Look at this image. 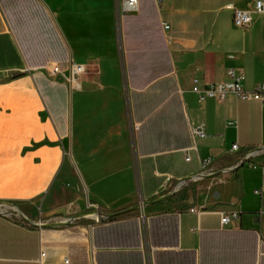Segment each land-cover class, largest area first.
Returning <instances> with one entry per match:
<instances>
[{
	"label": "crops",
	"instance_id": "crops-1",
	"mask_svg": "<svg viewBox=\"0 0 264 264\" xmlns=\"http://www.w3.org/2000/svg\"><path fill=\"white\" fill-rule=\"evenodd\" d=\"M254 1L139 0L124 13L119 0H0V201L37 206L51 193L65 141L92 133L90 80L106 77L112 86L96 100L118 105L124 79L134 126L133 159L124 152L113 167L125 176L122 208L93 212V224L60 225L68 219L55 211L31 223L0 214V264H40L42 252L44 264H264V103L234 94L201 103L193 92L195 80L225 82L229 70L244 74L246 90L264 88V15L239 28L231 8ZM74 62L90 71L82 91L49 74ZM103 155H74L78 174L111 171ZM206 159L227 172L223 194L167 208L163 187L194 178ZM139 192L145 211L125 215ZM232 212L240 218L224 227Z\"/></svg>",
	"mask_w": 264,
	"mask_h": 264
},
{
	"label": "rangeland",
	"instance_id": "rangeland-1",
	"mask_svg": "<svg viewBox=\"0 0 264 264\" xmlns=\"http://www.w3.org/2000/svg\"><path fill=\"white\" fill-rule=\"evenodd\" d=\"M89 72L88 69H85L78 77L80 83L78 89L72 87L71 79L67 82L74 90L82 91L84 79ZM93 75L101 77L100 72L97 71ZM88 86L91 88L88 96L90 108L87 111L85 123L90 125L91 135L85 136L80 142L77 135H71L65 141L64 166L59 174L57 184L51 193L43 198V201H37V206L31 205L30 202L0 201V214L13 217L23 223H31L36 221L42 211L43 218L47 212L55 211V217H59V221L68 219L69 224H81L86 221L93 224L96 221L89 216L93 212L101 216L104 211H116L122 208L118 203H120V197L125 190V176L116 172L113 167L120 161L119 154L128 152L132 159L134 155V126L129 109V94L122 78L120 79L121 93L118 105H112L110 99L96 100L94 94L96 91L112 86L106 77L92 79ZM99 154L106 156L101 161L105 165L111 166V171L99 175L78 174L74 155L81 163H86L94 161L92 156ZM204 175L205 177L199 179L191 178L164 186L162 190L164 194L162 193L161 196L170 197L172 200L171 205L167 208H185L187 203H192V200L197 201L201 197L210 200L217 194H223V188L229 179L227 172L215 173L208 169ZM89 186H97L96 193L91 192L90 194ZM136 202L139 203V207L125 215L145 211L143 204L147 201L140 192L136 197ZM178 205L181 207H177Z\"/></svg>",
	"mask_w": 264,
	"mask_h": 264
},
{
	"label": "built area",
	"instance_id": "built-area-1",
	"mask_svg": "<svg viewBox=\"0 0 264 264\" xmlns=\"http://www.w3.org/2000/svg\"><path fill=\"white\" fill-rule=\"evenodd\" d=\"M120 2V11L124 13H135L139 9V0H119ZM234 11V24L239 28H248L251 26L253 22V15L260 14L264 15V2L260 0H256L249 4L247 9L240 10L234 7H231ZM165 29H169V25H164ZM85 71L84 66L79 65L77 63H73L71 69L68 74H65L61 71L58 67H53L49 74L50 76H61L64 80L68 81L72 77H79ZM228 81L225 82H218L213 84H207L203 88H199L196 84L197 80H195V85L193 87V92L197 95L199 102L203 103L208 100H218L224 101L228 94H234L243 101H260L264 103V88L255 90V91H248L244 88V74L239 73L236 70H229L227 72ZM193 135L195 137H204L205 133L202 128H195L193 130ZM240 147L238 144H235L232 147V152H238ZM257 153L258 150L248 151L244 158L246 161L252 159ZM191 158L187 157V161H190ZM211 160L206 159L202 161V170L200 174L195 176V179H199L205 177V172L209 169L211 165ZM255 167L254 165H252ZM193 213H200L199 210L191 209ZM240 218V214L238 212L232 213H222L221 215V224L226 227L233 224V222L237 221ZM46 257V253H41V258L39 263H43V258ZM68 260L65 261L68 264Z\"/></svg>",
	"mask_w": 264,
	"mask_h": 264
},
{
	"label": "bare ground",
	"instance_id": "bare-ground-1",
	"mask_svg": "<svg viewBox=\"0 0 264 264\" xmlns=\"http://www.w3.org/2000/svg\"><path fill=\"white\" fill-rule=\"evenodd\" d=\"M71 82H72V87H74V88H77L80 86V83H79L78 78L76 76L71 78Z\"/></svg>",
	"mask_w": 264,
	"mask_h": 264
},
{
	"label": "water",
	"instance_id": "water-1",
	"mask_svg": "<svg viewBox=\"0 0 264 264\" xmlns=\"http://www.w3.org/2000/svg\"><path fill=\"white\" fill-rule=\"evenodd\" d=\"M67 224H69V221H68L66 224H64V223H61L60 225H67Z\"/></svg>",
	"mask_w": 264,
	"mask_h": 264
}]
</instances>
